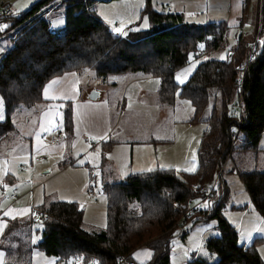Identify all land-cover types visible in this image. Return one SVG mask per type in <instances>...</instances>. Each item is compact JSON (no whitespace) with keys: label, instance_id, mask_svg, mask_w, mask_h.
<instances>
[{"label":"trees","instance_id":"obj_1","mask_svg":"<svg viewBox=\"0 0 264 264\" xmlns=\"http://www.w3.org/2000/svg\"><path fill=\"white\" fill-rule=\"evenodd\" d=\"M97 1L103 0H37L17 18L14 14L0 18L8 21L0 39L9 40L0 54V98L5 109V119L0 121V140L17 134L13 117L19 108L33 109V115L42 109L43 86L56 75L87 69L102 77L135 73L158 79L162 103L174 105L177 97L188 100L193 117L187 122L205 123L197 171L179 175L172 168H157L106 183L103 189L107 197V226L103 229L84 230L83 211L75 202L54 200L42 204L40 241L31 245L28 230H20L16 235L19 244L10 247L6 238L15 225L34 219L31 215L29 221L9 222L0 240L6 253L2 264H30L33 247L58 261H71L70 264H119L118 256L135 264H170L171 237L184 205L194 194L193 189L209 181L216 168H221L227 157L232 156V125L237 126L235 140L241 135L240 150L258 148L264 131V0L258 2L257 31L249 40L255 41V53L242 79L236 66L250 54L248 39L239 36L223 58L215 52L225 42L228 30L225 21L198 26L185 22L180 13L159 12L152 7L151 0H145L142 11L149 18V29L122 37L112 33L97 16L94 11ZM60 4L65 7V24L60 30H53L44 13ZM7 8L9 5L5 4L4 9ZM200 50L204 56L179 85L175 73L187 63L190 52L196 54ZM209 53L212 54L208 56ZM238 97L243 111L236 118L231 110ZM205 111L209 116L200 120ZM62 113L64 131L71 139L74 136L71 102L64 103ZM114 143L117 142L112 135L100 143L103 153L100 165L104 172L107 166L104 153ZM63 164L74 165L68 160ZM238 174L254 208L264 218V171L252 169ZM224 198L223 189L212 207L199 211L196 217L217 221L218 235L210 236L205 245L216 258L209 261L192 253L186 264H264L257 250L263 238L255 237L249 244L238 243L236 229L221 214ZM185 235L183 232L182 239ZM143 248L150 250L149 259L136 261L134 252Z\"/></svg>","mask_w":264,"mask_h":264},{"label":"rangeland","instance_id":"obj_2","mask_svg":"<svg viewBox=\"0 0 264 264\" xmlns=\"http://www.w3.org/2000/svg\"><path fill=\"white\" fill-rule=\"evenodd\" d=\"M36 1L0 0V11L4 9L5 4H8L17 18ZM134 2L136 4L133 10L132 3ZM175 2L180 13H183L185 22L202 26L210 22L226 21L228 30L225 42L221 48L215 51L218 57H224L235 45L239 36L250 40L257 31L258 0H249L247 9H244L238 0V3H233L230 11L229 0H175ZM202 3L214 5L215 12L198 15L200 9L206 10ZM95 7L94 11L97 16L114 34H123L122 37H126L132 32L149 29L148 16L142 11L145 7V0H103L97 1ZM64 8V5L60 4L52 10L45 11L44 16L48 19L51 29L60 30L64 27ZM7 22V20H0V26L6 25ZM115 23L119 24L118 28L122 29L121 32L115 31V27H113ZM145 23L147 27L144 26ZM5 28H0V32ZM8 44L7 38L0 39V54L5 51ZM200 60L195 58L192 52L188 54L187 63L174 76L179 85L184 83ZM87 72L99 78L97 79L98 84L105 89L104 94L111 106L115 104V132L112 138L117 143L113 145L112 150L110 148L104 153L107 160L113 161V163L107 162L106 165L109 168L115 166V171L106 174L101 170L99 144L91 150L92 142L82 140L76 146L66 148V151L62 148L54 152H47L46 158L51 168L50 174L41 175L38 172L41 169L40 166L36 169L30 165V156L27 152H16L18 148L22 150L28 148L29 141L34 138L38 127V114L34 118L33 109L21 107L13 117L17 134L0 140V199H4L10 191H17L12 180L9 179L8 174H12L18 179L20 185L26 186L27 191L32 188V194H27L30 210L39 208L45 197L75 202L83 211L82 228L90 231L103 229L107 226V197L103 189L106 183L123 180L135 173L147 172L159 167L172 168L179 175L194 174L198 168V149L206 125L201 121L187 122L193 117V109L188 100L177 97L174 105L162 103L159 98V81L157 79H143L142 76L135 73L102 77L90 69L85 70L82 74L86 75ZM181 80L183 83H180ZM83 85L85 86L84 81ZM233 105L231 114L233 117L239 118V111ZM208 116L209 112L205 111L200 120ZM4 119L5 109L2 103L0 104V121ZM45 127L41 137H45L46 142L50 141V134L53 130L58 128L62 129L60 144H64L63 114L60 113L57 119L49 120ZM172 128L173 131H171ZM231 130L237 132V126L232 125ZM172 132L175 134L172 145L156 144L154 146V143H151L163 137H172ZM240 142L241 135L239 134L233 142L232 156L224 165L223 171L219 173L221 168L217 167L209 181L199 184L209 190L212 182L219 180L218 193L209 199L196 192L199 186L193 190L194 194L189 198L188 207L185 206L181 215L182 222L179 227H175L171 237L170 264H186L192 253L214 261L216 255L210 253L205 245L210 236L218 235L217 221L213 218L196 220L199 211L189 209H194L196 206H199L200 211L210 209L220 197L223 189H225V198L221 214L236 229L239 244H249L257 236L263 238V241L257 244V250L264 260V218L253 207L240 176L234 172V169L264 171V149H261V146L264 148V131L260 135L257 144L259 147L255 151L240 150ZM6 149L8 152L12 151L10 156H4ZM86 149L90 150L89 155H85ZM65 160L73 161L74 165H64ZM21 166L26 168L21 169ZM32 169L33 171H31ZM205 203L209 205L206 208L201 206ZM33 219L31 241L36 245L41 239L42 227L39 219ZM183 232H186L184 239L181 237ZM147 255L145 250L140 251V257L144 258ZM53 260V257L47 256L38 247H35L31 253L30 264H54ZM70 263L71 261L63 262V264Z\"/></svg>","mask_w":264,"mask_h":264},{"label":"crops","instance_id":"obj_3","mask_svg":"<svg viewBox=\"0 0 264 264\" xmlns=\"http://www.w3.org/2000/svg\"><path fill=\"white\" fill-rule=\"evenodd\" d=\"M151 1H152L151 3L152 7L159 9L160 10L159 12L180 13L175 0H151ZM246 1H247L246 2L247 3L246 9H247L249 0H246ZM229 2H230V8H229V11H230L233 3L234 2L238 3V0H229ZM239 2L241 6L244 7L243 5L244 3H242L243 1L239 0ZM135 4H136L135 2L132 3L133 10H134ZM202 5H205L206 10L200 9L199 10L200 12L198 11L197 13L198 15H205L206 12L208 14H213L215 12L214 5H210V4L206 5L204 3H202ZM180 14L183 15V13H180ZM113 27H115L116 29L119 27V24L116 26L114 24ZM119 35H123V34H119ZM247 43L251 45L252 42L248 40ZM144 78L157 79L155 77H143V79ZM97 79L99 78H97L93 74H89L88 72L86 75L82 74V72L81 73L64 72V73H61L59 75L52 77L43 86V89L41 92L42 99H43V102L41 104L43 105V107L38 113H35V115H33L35 118L38 114V119H37L38 127L35 131L34 138L30 139L29 146L27 149L22 150V149L16 148L17 153L27 152L29 154L30 165H32V168L36 167V169H38L40 166L41 169H39L38 172H40L41 175L47 176L48 174H50L51 168L49 166V162L47 163L48 161V159L46 158L47 152H54L57 149L61 150L62 148H64V150L66 151L67 150L66 148H68L69 146L70 147L76 146L79 143V141H82V140L86 142L87 141L92 142L91 147H90L91 150L93 148H96L98 144H99L98 145L99 148L101 149L100 143L104 141L105 139H107L108 137H110L111 135L113 136V133L115 132V104L111 106L110 101L107 99V97L104 94L105 89L100 87ZM83 81H84L85 86L83 85ZM92 92H97L98 96L95 98H91L90 96ZM65 102L72 103V119H73V126H74V129H73L74 136L73 138L69 139L67 137L66 132L64 131L65 132V142L63 145H61L60 141L62 139V131H61L62 129L59 130L58 128H56L53 130L52 134H50V137L52 140L50 139V141L46 142L45 141L46 138L41 137L43 134L44 128L46 129L45 125L48 124L49 120L57 119L60 113L63 114L62 112H63V107H64ZM171 131H173V128L171 129ZM172 133H173V136L171 135L172 137H167V138L163 137L162 139L152 141L151 143H154L153 144L154 146L156 144H163L166 146L172 145V143L175 140V136H174L175 134L174 132ZM56 135H58V137H56ZM236 135L233 137L231 133L233 142L235 141ZM144 142L149 143L148 141H144ZM113 145H115V143ZM113 145L111 146L110 150H112ZM261 149H264V148H262L261 146ZM11 152L12 151L8 152L6 149L4 156H8V155L10 156ZM89 154H90V150L86 149L85 155H89ZM102 154L103 153L101 151V160H102ZM37 155H43L44 159L38 160L34 162V164H32L34 156H37ZM104 158L106 159V163L107 162L113 163V161L107 160V158L105 157V154H104ZM20 168L25 169L26 167L21 166ZM100 168L101 170L103 169L101 165H100ZM31 171H33V169ZM114 171H115V166L112 168H109L108 166H106V169H105L106 174H109ZM234 172L238 174L237 169H234ZM8 175H9V179L12 180V184L16 188L17 191L15 192L10 191L5 196L4 199H0V240L3 237V234L5 233V230L9 222L13 220H17V219L29 221L32 218L31 210L29 209L30 202H29V199L27 198L28 197L27 194L29 195L32 194V188L27 191L26 186L24 184L20 185L18 182V179L14 175L12 174H8ZM223 184H225V182ZM11 193H15L17 197L9 198V195ZM54 200H59V199L45 197L42 204H46ZM31 225H32V222L31 223L26 222L25 224L18 222L15 225L13 232L10 233L9 237L6 238L7 244L10 247L16 246L17 244H19L17 243V240H16L17 232L20 230L22 231L28 230L30 244L34 245L32 244V241H31V237H32ZM34 248L35 247H33V249ZM142 250H145V252L148 254L144 258L140 257V251ZM150 254L151 253L149 249H138L137 251L134 252V258L135 260L139 262H144L149 259ZM5 256H6V253H5L4 248L0 247V264L4 262ZM53 258H54L53 260L54 264H63V262L58 261V258L56 257H53Z\"/></svg>","mask_w":264,"mask_h":264},{"label":"built area","instance_id":"obj_4","mask_svg":"<svg viewBox=\"0 0 264 264\" xmlns=\"http://www.w3.org/2000/svg\"><path fill=\"white\" fill-rule=\"evenodd\" d=\"M242 1H243L242 3H244L246 0H242ZM13 14L14 13H13V10L12 9H10V8L3 9L2 11H0V18L12 16ZM116 25H118V24L115 23V26ZM250 46H251V51H250V54H249L248 58L243 63H240V64L237 65V69L240 71V76H241L240 78L241 79L243 78V75L245 73V69H246V65H247L248 61L251 59L252 55L255 53V49H254L255 41L252 42ZM203 56H204V52L201 51V50L198 51L196 54H194V57L195 58H198V59L201 58V57H203ZM241 86H242V84H241V82H239L237 84V88L240 89ZM233 106H235V108L239 111V114L241 116L242 115V111H243V109H242V103H241V98L238 97V101ZM231 133H232L233 137L236 135V131H234V130H232ZM56 137H58V135H56ZM227 158H229V156ZM41 159H44V156L43 155L34 156L32 164H34V162H36L38 160H41ZM224 165H226V163H224L222 165L221 169L219 168L220 169L219 170V173L223 171ZM22 167H24V166H22ZM219 187H220V182H219V180H216V181L212 182V186H211V188L209 190H207L205 188V186L202 185V186H199V188H198V190L196 192L199 193L200 196H202V197H208L210 199L214 194H217L218 193L217 190H218ZM15 197H17L15 193H11L9 195V198H15ZM188 201L186 203L187 205L185 204L184 206H187L188 207ZM189 210L200 211V208H199V206H196L194 209H189ZM31 215L33 216V218H37V219L40 220L41 217L44 215V212L40 208H32L31 209ZM181 222H182V218L180 217L177 220V222H176V228L180 226V223ZM117 260H118L119 264H135L134 261L128 260L125 257L118 256L117 257Z\"/></svg>","mask_w":264,"mask_h":264},{"label":"snow or ice","instance_id":"obj_5","mask_svg":"<svg viewBox=\"0 0 264 264\" xmlns=\"http://www.w3.org/2000/svg\"><path fill=\"white\" fill-rule=\"evenodd\" d=\"M144 26L147 27V24L145 23ZM2 27H7V25L0 26V28H2ZM115 31H116V32H121L122 29H120V28H116ZM201 47H203V45H201ZM221 58H223V57H221ZM177 79L179 80V77H177ZM180 83H183V81L181 80ZM0 104H2V100H0ZM201 206L206 208V207H208L209 205H208L207 203H205V204H203V205H201Z\"/></svg>","mask_w":264,"mask_h":264},{"label":"water","instance_id":"obj_6","mask_svg":"<svg viewBox=\"0 0 264 264\" xmlns=\"http://www.w3.org/2000/svg\"><path fill=\"white\" fill-rule=\"evenodd\" d=\"M98 96V93L97 92H92V94H91V98H95V97H97Z\"/></svg>","mask_w":264,"mask_h":264}]
</instances>
